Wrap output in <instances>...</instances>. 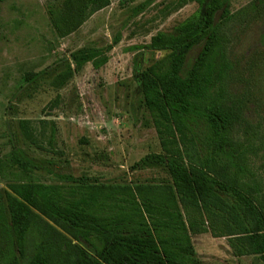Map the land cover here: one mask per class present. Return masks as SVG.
I'll use <instances>...</instances> for the list:
<instances>
[{
	"label": "rangeland",
	"instance_id": "1",
	"mask_svg": "<svg viewBox=\"0 0 264 264\" xmlns=\"http://www.w3.org/2000/svg\"><path fill=\"white\" fill-rule=\"evenodd\" d=\"M229 4L221 33L231 64L226 85L236 118L231 139L241 177L264 208V0ZM196 8L192 0H108L94 12L87 0L0 2V188L10 191L9 184L22 181L76 187L60 179L64 174L111 191L170 181L161 164L137 165L147 154L165 152L135 68L163 58L166 51L147 48L151 36L171 31ZM115 35L119 42L104 66L86 63L63 86L52 84L55 73L72 63L73 50L106 47ZM187 148L186 154L194 152L190 143ZM22 156L37 166L20 163ZM33 213L38 229L65 244L69 258L76 244L72 235L49 215ZM190 235L200 264H264L259 255L235 256L227 237L210 229Z\"/></svg>",
	"mask_w": 264,
	"mask_h": 264
},
{
	"label": "trees",
	"instance_id": "2",
	"mask_svg": "<svg viewBox=\"0 0 264 264\" xmlns=\"http://www.w3.org/2000/svg\"><path fill=\"white\" fill-rule=\"evenodd\" d=\"M192 1L197 8L191 15L171 31H157L147 44L166 55L135 68L165 152L147 154L137 165L161 164L170 181L111 191L64 174L60 179L76 187L22 181L9 184L10 191L0 188V264H200L190 232L207 229L226 236L235 256L264 260V208L241 177L240 154L231 139L236 120L226 93L231 64L221 33L229 0ZM107 4L87 0L91 12ZM119 39L73 50L72 63L55 73L52 84L63 86L86 63L104 66ZM26 121L20 122L25 133ZM189 143L194 152L186 154ZM19 161L37 166L23 156ZM33 209L72 235L76 244L69 258L65 244L38 229Z\"/></svg>",
	"mask_w": 264,
	"mask_h": 264
}]
</instances>
